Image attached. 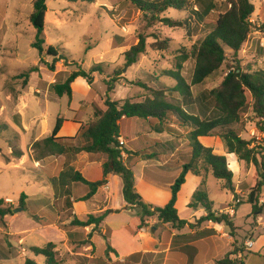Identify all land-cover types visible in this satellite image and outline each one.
I'll list each match as a JSON object with an SVG mask.
<instances>
[{"label": "rangeland", "instance_id": "374dc122", "mask_svg": "<svg viewBox=\"0 0 264 264\" xmlns=\"http://www.w3.org/2000/svg\"><path fill=\"white\" fill-rule=\"evenodd\" d=\"M33 1L0 0V31L5 28L1 34L6 33L7 36L4 47L0 50V60L3 63L0 67V105L3 103L4 93L6 95L16 93L18 91L16 84H18L20 90L26 91L25 100L28 104L30 101L28 113H34L38 116V120L48 123L50 128L55 127L58 114L61 117L71 118L75 114L72 111H77L78 114L81 113V105L82 118L87 120L95 117L96 119L94 109L97 106L103 108V101L106 98L104 80L116 77L115 72L120 69H123L124 74L115 85V94L110 95L113 101L130 98L135 102H144L147 99L156 98L154 92L157 91L162 94L160 99L164 102L182 104V97L172 91L177 82L163 76L162 73L165 70H174L181 63L182 54L189 53L194 44L204 40L211 31L218 15L228 9L225 1H221L219 11L213 13L205 24L193 23L194 20L192 19L190 28H169L162 23L149 26L148 19L137 10L132 0H51L47 3L49 12L45 24L47 46L56 48L69 61L68 63L63 61L57 63L56 72H51L46 63H52V59L47 57L45 52L41 55L32 46L36 36V30L29 19L33 11ZM252 2L256 10L252 19L264 21V0H252ZM164 16L184 20L190 14L187 11L169 10ZM207 23L212 27L207 26ZM259 33L260 31L253 32L249 41L236 57L233 52L227 50V60L223 67L204 83L191 87L192 98L195 100L202 93L219 87L229 69L237 65L233 62L235 59L244 71L254 73L264 70V46L261 42L263 35L260 36ZM116 35H120L126 40L127 50L138 43L141 35L147 38L146 53L140 57L137 64L128 69L124 68L123 52L113 47V38ZM157 39L161 41L170 40L166 51L155 50L153 45ZM100 63L103 64L105 74L104 76L95 74V83L92 87L90 86L91 96L94 98L93 104L86 101L85 96L77 89L71 99L67 96L60 98L52 92L51 86L56 81L59 83L65 82L70 72L79 68L89 72L95 64ZM187 64L188 62L182 64L184 66L182 74L190 82L191 74L188 72ZM33 67L39 68V71L32 73L28 79L19 77L29 72ZM24 82L27 87H25ZM30 83L31 88L28 86ZM137 83L145 84L150 90L142 89ZM46 100L48 101L47 104H45ZM192 109V113H198L197 105L194 104ZM44 114L48 115L47 119L43 118ZM150 122L152 126L159 127L157 120H150ZM9 123L11 121L6 120V118H0V126ZM128 123L126 121L123 124L125 133H127ZM173 123L175 127L172 128L169 125H173ZM167 125L170 131L178 132L184 138L182 155L184 160L188 161L191 146L187 139L191 128L182 126L174 117H170V122ZM162 127L165 129V123ZM236 128L244 139L253 143V147H256L259 151H264V134L261 130V128L264 130V120L257 119L253 114L250 98L249 106L243 112L241 123ZM3 135H5V132L1 131L0 148L3 154L0 153V199L7 200L6 204L14 207L15 211L20 209L19 200L23 193L30 199L43 198L48 204L44 213L38 215L35 214L37 212L33 211V214L38 216L31 215L29 217L26 215L28 212L24 213L23 211L15 213L17 218L9 219L13 231L30 228L31 233L28 234L32 240L30 244L29 242L20 241L23 239L22 236L18 237L19 239L9 236L8 221L0 219V264H25L26 259H33L37 264H46L45 258L34 257L29 253V250L31 245L46 248L51 243L55 247L58 264H120L123 263L119 262L120 255L126 256L133 250H135L133 252L143 250L144 242L142 240H146L148 237L160 238L165 231L164 225L152 222L145 229L146 232H141V230L135 229L139 222V211L136 209L131 211L122 210L119 213L111 214L107 218L105 226L102 227L105 231L102 229V232L95 234L97 239L95 245L92 242L94 235L89 236L92 228H75L71 225V220L62 222L57 217L52 203L55 201L57 209H59V205L62 207L63 197L66 194L68 195L65 192V187L52 184L46 178L41 183L42 179L38 180V177L42 174L36 170L31 169L30 172L28 171L25 174L9 165L5 157L8 147L5 145ZM35 135H37V131L35 133L31 132L26 137V141ZM212 138L216 139L218 137ZM124 141L127 142V139L124 138ZM81 144L82 141L80 140L77 146L80 147ZM45 147L44 140L38 142L34 145L35 152L32 155H26L30 156L31 159L32 157H39L43 154ZM157 150L161 151V157L164 158L165 152L159 147H154L151 152L158 153ZM161 161L165 162L163 159ZM147 167L149 169L153 167L151 170L156 169L152 162ZM249 168L243 167L242 175L247 173ZM136 170L138 172L137 176L140 178L142 175L141 168L137 166ZM200 171L205 172L204 169H200ZM98 174L99 168L94 165L90 167L86 178L95 180V178H98ZM257 177V173L255 177L252 174L251 178L247 177L245 179L242 176L236 183H233L234 191L228 190L224 181L212 177L208 183V194L210 200L215 204L216 212L220 215L227 214L230 217H233L237 212L238 220L241 219V216L250 212L251 206L247 204V201L251 189L256 184ZM33 178H36V182L31 181ZM28 181H31V183L27 184ZM67 183L70 186L72 195L81 196L86 193L87 187L84 184L72 186V181L69 179ZM191 186V183L188 184L186 189ZM96 203L100 205V202ZM183 204L184 200L181 201L179 207L181 217L186 219L191 211L189 210L190 212L185 214L182 211ZM87 206L90 212H96L91 202ZM113 206L120 207L121 202L118 200ZM259 206H262V210H264V189L259 196ZM27 208L28 211L32 210L31 208L35 209L33 205ZM154 227L157 229H153ZM223 228L229 234V230L225 226ZM218 230L221 231L219 227ZM245 231L247 230H244L243 227L236 228V234L247 238V234H244ZM228 239L230 238L226 237L222 240L227 241ZM222 240H219V247H223V249H220V253L215 255L212 264H215L218 259L224 256L225 243ZM106 243L115 247L119 253L116 255L110 252L107 255ZM154 243L152 241L150 247ZM146 248L148 249V246ZM261 254L264 256V251ZM250 258L247 264H262V261H264L258 256H251ZM140 259H142V256H140ZM147 263L158 264L157 261L151 259ZM125 264L138 263L127 260Z\"/></svg>", "mask_w": 264, "mask_h": 264}, {"label": "trees", "instance_id": "16d2710c", "mask_svg": "<svg viewBox=\"0 0 264 264\" xmlns=\"http://www.w3.org/2000/svg\"><path fill=\"white\" fill-rule=\"evenodd\" d=\"M51 0H34L33 12L30 15V22L36 30L35 40L32 46L42 55L44 52L47 57L52 59V63H46L51 72H56V64L63 61L68 63V59L64 54L53 46H47L45 24L48 11L47 3ZM78 1V0H67ZM133 5L137 7L141 13L148 19L149 26L164 24L169 28H190L192 19L193 23L205 24L206 20L220 9L218 0H132ZM228 9L224 13H220L215 23L207 26L212 27L211 31L206 35L204 40L193 45L191 51L182 54L181 63L174 70H165L163 76L176 81L172 91L178 93L182 97V104L164 102L160 99L162 96L159 92H154L156 98L147 99L144 102H135L133 99H124L113 101L111 94H115V85L122 78L124 71L120 69L115 72L116 77L104 80L106 86V98L103 101L105 109L96 107V119L85 127H82L79 139L82 145L74 148V152H86L88 154H102L106 156V161L102 165L103 178L96 182L87 181L79 172L74 173L72 181L74 183H82L87 186L88 193L80 200L83 202L91 200L101 187L108 183V176H118L123 182V198L127 207L132 210H138L139 224L138 230L149 227V220L156 219L159 224L170 225L173 229L182 230L189 226L194 230L198 226L206 222L214 224H222L229 230V235L235 240L232 250L223 258L218 260L216 264H246V261L253 253L246 251L244 246H238L236 242V226L233 217L227 214H219L214 211V203L209 199L205 189L204 182L201 187L194 193L188 207L194 211L202 208L206 212V216L201 217L194 224L181 219L176 207L178 195L182 186L186 183V176L192 172L200 175V169H204L207 173H211L216 180L224 181L226 188L234 191L233 178L234 174L229 168L226 156L216 155L213 149L205 147L200 138L219 137L223 142L227 153L235 154L245 168L254 166L258 175L255 186L251 189L247 204L251 205L254 216L262 213V206H259V196L264 189V151L252 148V142L244 139L237 131L236 126L241 123L242 114L249 106V98L252 102L253 114L257 119H264V70L254 73L244 71L235 59L233 62L237 64L227 72L221 85L211 91H206L197 99L192 98L191 87L204 83L207 79L216 74L225 64L227 60V50L233 52L235 57L240 53L243 46L249 41L251 35L255 31L264 33V23L256 21L255 24L250 19L255 14V5L252 0H224ZM169 10L179 12L187 11L190 16L184 20H175L173 18L163 17ZM170 40H158L154 43L156 51H166ZM126 40L116 35L113 38V46L126 47ZM147 38L141 35L138 43L133 45L123 56L125 60L124 68H130L139 62L140 57L146 53ZM187 64L188 72L191 74L190 82L185 79L182 74L184 69L183 63ZM103 64H95L88 72L79 68L69 73L65 82H55L52 86V92L58 97H73L72 85L78 78H83L89 86L95 83V74L104 76L105 70ZM39 71V68H32L29 72L20 75L26 79ZM139 87L150 90L143 83H137ZM198 106V113H192L193 106ZM172 115V116H171ZM170 117H174L184 127L191 128L188 134L190 143V155L188 161L184 164L180 175L174 179L171 189V199L164 207H156L144 201L136 188V177L133 170L125 163L123 153L128 156L146 157L153 160L158 157V153H149L151 148H146L140 152H129L118 142L120 135V122L123 119L138 118L142 120H157L159 128L165 123L170 122ZM63 118L57 120L53 134L44 141L46 146L59 144L70 138L56 139L62 124ZM262 132L264 130L261 128ZM164 131V129H163ZM158 129L157 132H163ZM61 141V142H60ZM60 142V143H59ZM153 168V167H152ZM147 168L145 175L147 178L165 183L168 177L165 170ZM149 173V174H147ZM170 181V179H169ZM68 192V191H67ZM69 193V192H68ZM26 194H21L19 200L20 208H26ZM69 199V198H68ZM68 205L70 201H67ZM118 211L108 210L100 215H89L86 221L79 220L72 214V211L61 216L62 222L71 221L74 227L88 228L93 226L92 237L96 232H100V227L109 214ZM15 208L6 204V201L0 200V219L4 220L7 216H14ZM62 214V213H61ZM104 240H106L104 238ZM106 252L117 254L115 249L106 243ZM244 248V249H243ZM55 247L51 243L46 248L32 247L31 252L35 256L45 258L46 264H58L56 258ZM191 247H186L185 252H189ZM242 254L240 257L239 254ZM141 254H133L127 260L140 263ZM25 264H37L33 259H26Z\"/></svg>", "mask_w": 264, "mask_h": 264}, {"label": "crops", "instance_id": "0c3cea01", "mask_svg": "<svg viewBox=\"0 0 264 264\" xmlns=\"http://www.w3.org/2000/svg\"><path fill=\"white\" fill-rule=\"evenodd\" d=\"M218 1H224V0H218ZM48 12H49V8L47 14ZM164 15L163 17H166ZM259 22L264 23V21L262 20H259ZM3 30H5V28H3ZM3 30L0 31V50L3 49L4 41L7 38L6 33L1 34ZM117 49H120L123 52V53L121 52L122 54L128 51L126 47H118ZM2 64L3 63L0 60V67L2 66ZM28 86L31 88V83L28 84ZM76 86H78V88H76ZM16 87H18L17 88L18 91L16 93H8L7 95L4 93L5 97L3 99V103L0 105V118H6V120L11 121V123H9L8 125L0 126V132L1 131L5 132L3 138L6 147H8V152L5 155V157L9 165H12L13 167H15L16 169H18L19 171L25 174L28 173V171L30 172L31 169L36 170L38 173L42 174L41 176L38 177V180L42 179L41 183L44 182L43 179L46 178V180L52 184H58L60 187H65V192L68 191L69 193L67 192L68 195L66 194V196L63 197L62 207L59 205L58 206L59 209H57L55 201L54 203H52L53 204L52 207L54 211H56V215L59 219L61 218L62 215L70 211H72V214L81 221H86L89 215L92 214L100 215L108 210L118 211L116 213H119L122 210L129 211L127 209V204L125 203L123 198V182L118 176L115 175H109L107 178L108 180L107 185L101 187L98 190L97 194L89 201L83 202L80 200L81 198L86 196V194L88 193V189L86 190V193H84L81 196L75 194L72 195L70 186L67 183L68 179L72 181V176L74 175V173L79 172L89 182L99 181L103 178L102 165L106 161V156L102 154H88L86 152L76 153L73 150L74 148H78L77 143L80 142L79 135L81 133L82 127H85L90 122H93L95 120V117H92V119H87V120L82 118V113H83L82 105H81V113L79 112L78 114L77 111H72L75 114L71 118H66L63 116L61 117V115L58 114L57 120L59 118H63L64 122L62 124L59 133L56 136V139L70 138L69 140H64L62 142L60 141L61 143L59 142L60 143L59 146H55V145L46 146L43 154L40 155L39 157H32L31 159L30 156L26 155V154L32 155L35 152L34 145L36 143L41 142L43 140L45 141L46 139L50 138L53 134L55 127L50 128L48 123L41 122L40 120H38V116H36L34 113L33 114L28 113L30 107V101L28 104L27 101L25 100V94L27 93L24 90H20L19 89L20 86L18 84H16ZM25 87H27L26 84ZM3 89H4V84H3ZM72 89H73V96L78 90L81 92L83 96H85L86 101L93 104L94 98L91 96V91H90L91 87L87 84V82L83 78H78L73 83ZM138 102H143V101H138ZM47 103L48 101L46 100L45 104ZM86 105L87 103L85 104V106ZM102 109H105V107H103ZM43 118L47 119L48 115L44 114ZM57 120H56V124H57ZM126 121L129 122L127 125L128 129L126 130L127 133H125L123 127V124ZM169 126L173 128V126L175 127V124L173 123V125H169ZM169 126L166 125L165 129L163 127L159 128L155 125L152 126L150 120H142L138 118L123 119L120 122V135L121 137H123V139L124 138L127 139L126 147H125L127 151L140 152V151H144V149L146 148L159 147L160 149H163V151L165 152V156L163 158L161 157L162 156L161 151L157 150L158 157L153 160H148L146 157H142V156L141 157L128 156L125 153H123V158L125 163L135 173L137 191L143 197L146 203L156 207H164L169 203L172 196L170 187L172 186L174 179L180 175V173L182 172V168L186 163L182 155L183 144H184L182 142H184L183 141L184 138L181 135H179L180 133L175 131H170ZM158 129H161L162 131L164 129V131L159 133L157 132ZM177 130L179 129L177 128ZM35 131H37V135L33 136L30 140L26 141V137L31 132L35 133ZM199 141L205 147L213 149L216 155L226 156L229 164V168L232 170L234 174L233 183H236V181L241 179L242 176H244L245 179L247 177L251 178L252 174L254 175V177L256 176V171L254 169V166H250V168L247 170V173L242 175V170L244 166L241 163H239L238 158L235 154L227 153L225 146L219 137L216 139H213L212 137L200 138ZM0 153H2L1 148H0ZM149 153H151V151ZM162 159L165 162H162L161 161ZM150 162H152V165H154L155 168H158L160 170L162 169L165 170L166 176H169L167 182L162 183L157 180L147 178V176L145 175V170L148 168L147 166H149ZM94 165H97L99 168L98 178L97 179L95 178V180H88L86 178V174L90 170V167ZM137 166L141 168L142 175L140 176V178H138L137 176L138 175V172L136 170ZM200 172H201L200 175H195L192 172L187 174L186 183L181 188L176 205L179 212V217L183 219L181 217V211L179 206L181 204V201L184 200L182 211H184L185 214L191 211V213H189L187 215V218L184 220L193 224L201 217H204L207 214L205 210L202 208L198 209L197 211H194L190 209L188 205L190 204L194 193L201 187V184L203 182L205 184L204 187L208 194V189H209L208 183L210 179L213 177L211 173H207L206 171L205 172L200 171ZM35 180L36 178L31 179V181L33 182H36ZM31 181H28L27 184L31 183ZM190 183L192 184V186L189 187V189H186L188 184ZM79 184L81 183H74L72 181V186L74 185L78 186ZM68 200L70 201L71 205L67 204ZM118 200L121 202V206L120 207L113 206V204ZM89 202H91V204L93 205L92 207L96 209L95 213L90 212V209L87 206ZM96 202H100V205L97 204ZM47 204H48L47 201H45L43 198L35 200V199H30L27 196L26 208H24V213L28 212L26 213V215L29 217H31V215L38 216L40 213H44ZM31 205H33L35 209L33 210V208H31L32 210H29L30 211L29 212L27 207ZM33 211L37 212L35 214L38 215H34ZM214 211H216L215 208ZM237 214L238 213L236 212L235 215H233V220L236 228L243 227L244 230H247L244 232V234H247V238H244L242 235L237 234L236 242L238 246H244L245 248L246 242L248 240L254 241V248L251 250L253 254L248 257L246 264L248 260L251 259L250 258L251 256H258L260 259L264 260V256L261 254L262 251H264V210H262V213L258 214L257 216H254L251 207V211L241 216V219L239 220ZM110 215L111 214H109V216ZM10 218L13 219L17 218V215L14 214V216H7L4 219L5 221L6 220L8 221V225H9L8 235L11 237H15L17 239H19L18 237L22 236L23 239H21L20 241L29 242L30 244L32 242L30 235H28L31 233L30 228L13 231L10 227V220H9ZM106 220L101 225L100 232H102L103 229L102 227L105 226ZM152 222H155V224H157L156 219H151L149 221V224H152ZM164 226H165V231L162 233L160 238L148 237V239L142 240V242H144V246L142 248L143 250H136V252H133L135 251L133 250L126 256L120 255L119 262H124L126 258L130 257L133 254H141L142 259L141 262L138 264L141 263L148 264L147 261H150V259L155 262L157 261L158 264H212L215 259L214 257H216L215 255L220 253L219 251L220 249H223V247H219V240H222L226 237L230 238L227 241L222 240L225 243L224 256L228 252H230L231 249H233L232 245L235 243V240L231 238L228 233L225 232V229L223 228L224 225L222 224H214L211 222H206L198 226L194 230H191L189 226H186V228L182 230L173 229L170 225H164ZM218 227L220 228L221 231L218 230ZM88 228L93 229V226ZM88 228H83V229H88ZM135 229H137V227ZM153 229H157V228L154 227ZM142 231L146 232L145 229L141 230V232ZM97 233L98 232H96L95 234ZM95 234L92 239V242L96 245L97 239L95 237ZM152 241H154L155 243L153 244V246L150 247V243ZM146 246H148V249L146 248ZM32 247H37V246L31 245V248ZM186 247L189 248L191 247L189 252L184 251ZM31 248L29 250V253H31L34 257H37L31 252ZM113 248L118 254L119 252L117 251V249L115 247ZM246 251L248 250L246 249ZM38 257H42V256H38ZM262 262H263L262 264H264V261Z\"/></svg>", "mask_w": 264, "mask_h": 264}, {"label": "built area", "instance_id": "2783aa9c", "mask_svg": "<svg viewBox=\"0 0 264 264\" xmlns=\"http://www.w3.org/2000/svg\"><path fill=\"white\" fill-rule=\"evenodd\" d=\"M250 22L252 23V24H255V20L254 19H250ZM260 34V36L261 35H263V38H261V42H262V46H264V33H259ZM262 120H264V119H262ZM263 134H264V132H263ZM118 142L120 143V145L121 146H125L126 145V142L124 141V139H123V137H119L118 138ZM252 148H256V147H253V143H252ZM257 149V148H256ZM229 212V211H228ZM231 212H233V211H231ZM254 248V241L253 240H248L247 242H246V249L248 250V251H251L252 249ZM239 256L241 257L242 256V254L240 253L239 254Z\"/></svg>", "mask_w": 264, "mask_h": 264}, {"label": "water", "instance_id": "95a60500", "mask_svg": "<svg viewBox=\"0 0 264 264\" xmlns=\"http://www.w3.org/2000/svg\"><path fill=\"white\" fill-rule=\"evenodd\" d=\"M127 209H128V210H131L132 208H131L130 206H128ZM23 211H24V208H20V209H17V210L15 211V213H19V212H23ZM15 213H14V214H15Z\"/></svg>", "mask_w": 264, "mask_h": 264}]
</instances>
